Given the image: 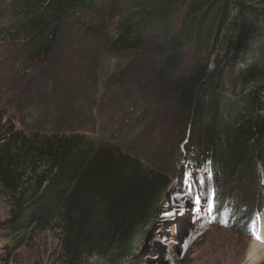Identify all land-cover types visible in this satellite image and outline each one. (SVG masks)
<instances>
[{
    "label": "rangeland",
    "instance_id": "374dc122",
    "mask_svg": "<svg viewBox=\"0 0 264 264\" xmlns=\"http://www.w3.org/2000/svg\"><path fill=\"white\" fill-rule=\"evenodd\" d=\"M19 3L0 0V149L11 144L14 135L39 145L58 133L68 138L83 134L88 154L85 168L92 169L91 176L93 171L107 175L106 188L114 183L113 164H118L119 171L128 169L119 163L122 155L135 151L143 156L142 168L149 170L153 180L137 201L154 204L140 221V243L125 264H264L263 256L257 260L248 256L258 224L264 220V167L250 176L251 182L235 171L223 175L222 167L213 169L211 160L203 159L188 129L184 130L185 121L169 86L156 75L155 61L118 56L106 49L105 37L115 35L118 18L87 12L84 21L91 22L93 32L69 29L67 37L49 44V29L33 38L19 31L23 17ZM95 3L100 9L107 7L104 0ZM232 16L231 12L230 20ZM44 45L49 47L42 52ZM227 51L225 45L210 56H199L188 48L184 68L190 70L205 61L211 64L216 58L221 61ZM235 93L241 94V88ZM254 96L262 104L259 113L264 123V85ZM106 151L114 157L96 168ZM197 154L203 160L197 162L199 166L192 160ZM30 166L24 168L26 177L32 176ZM36 166L40 173L47 162L41 159ZM128 175L126 170L125 178ZM32 184L26 183L20 194L0 184V264H101L113 244L74 260L73 209L68 216L61 212L48 227L33 225L13 233L5 229L17 202L29 200ZM184 186L192 190L187 200L179 196ZM175 199L182 202L176 208L184 210L183 205L191 212L188 224L194 227L186 232L171 226L181 217L173 215ZM196 199L197 207L203 204L197 214L188 207ZM210 207L211 218L199 217Z\"/></svg>",
    "mask_w": 264,
    "mask_h": 264
},
{
    "label": "trees",
    "instance_id": "16d2710c",
    "mask_svg": "<svg viewBox=\"0 0 264 264\" xmlns=\"http://www.w3.org/2000/svg\"><path fill=\"white\" fill-rule=\"evenodd\" d=\"M104 1L107 7L100 9L96 0H20L19 31L33 38L49 29L50 44L67 37L69 29L93 32L91 22L84 21L87 12L118 18L115 35L105 37L106 49L118 56L155 61L156 75L169 86L194 149L198 147L203 159L211 160L213 169L222 167L223 175L235 171L253 182L250 176L264 167L262 104L254 96L264 85V0ZM225 45L228 51L223 60L216 58L211 64L205 61L185 70L188 48L199 56H210ZM48 47H41L42 52ZM239 87L242 93L236 96ZM11 140L0 149V184L20 194L32 182L33 191L29 200L17 202L5 229L13 233L33 225L48 227L61 212L68 216L73 209L74 260L113 244L101 264H125L140 243V221L154 204L137 201L153 180L149 170L142 168L143 156L135 151L122 155L119 163L128 169L119 171L118 164H113L114 183L106 188L107 175L93 171L91 176L92 169L85 168L88 154L83 134L68 138L58 133L39 145L16 135ZM109 156L114 157L103 152L96 168ZM41 159L47 166L38 173ZM192 160L196 166L203 161L199 154ZM30 163L32 176L26 177L24 168Z\"/></svg>",
    "mask_w": 264,
    "mask_h": 264
},
{
    "label": "bare ground",
    "instance_id": "6f19581e",
    "mask_svg": "<svg viewBox=\"0 0 264 264\" xmlns=\"http://www.w3.org/2000/svg\"><path fill=\"white\" fill-rule=\"evenodd\" d=\"M202 171V170H199V172ZM204 172V170L202 171V173ZM192 191V190H191ZM186 192V190L179 196L181 197H186L187 199L189 198V196L191 194H187V195H184V193ZM192 193V192H191ZM186 194V193H185ZM171 197V196H169ZM191 197V196H190ZM185 199V200H187ZM171 200V199H170ZM195 202V201H194ZM167 204H169L170 206V203L169 202H165ZM182 202H180L179 200H173V204L174 205V209L175 210V213L173 214L175 216V218H177V215L180 213L181 217L180 218H177L175 220V222L171 225L173 226L174 228L176 229H183V232H186V230L188 228H193L194 226L193 225H189L188 224V220H189V217H190V211L188 213V208L181 205V207H184V210H182V208H176V207H180V206H177L178 204H181ZM189 204V203H188ZM201 204L202 202L199 203V207L197 206H193V205H188L189 209H192L195 213H197L198 211H200L201 209ZM213 204V202H211L209 204V206ZM203 205V204H202ZM183 211V212H181ZM202 211V210H201ZM212 210L210 209L209 212L206 213V217L208 218H211V216H213V214H209ZM163 214V213H162ZM166 213H164L165 215ZM201 216H203V214H201ZM171 218H167L165 220H169ZM191 223V221H190ZM165 230V229H164ZM176 236L178 237L179 236V233L176 234ZM176 238V237H175ZM259 240H262V242H264V220L262 219L259 224H258V230H257V234H256V239L253 241L252 245H251V248L249 250V253H248V256L251 260H257L258 258H260L261 256L264 257V244H262V242H259ZM169 259L171 260V257H169Z\"/></svg>",
    "mask_w": 264,
    "mask_h": 264
}]
</instances>
